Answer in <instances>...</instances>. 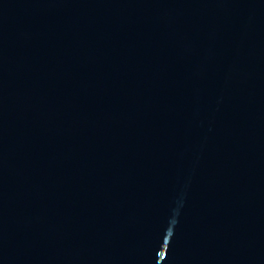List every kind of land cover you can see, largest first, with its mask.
Listing matches in <instances>:
<instances>
[{"label": "water", "instance_id": "95a60500", "mask_svg": "<svg viewBox=\"0 0 264 264\" xmlns=\"http://www.w3.org/2000/svg\"><path fill=\"white\" fill-rule=\"evenodd\" d=\"M0 264H264V0H0Z\"/></svg>", "mask_w": 264, "mask_h": 264}]
</instances>
